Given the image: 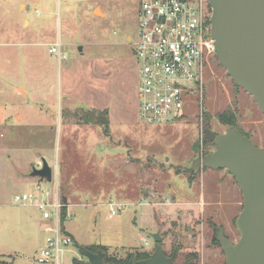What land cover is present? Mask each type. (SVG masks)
<instances>
[{
	"label": "rangeland",
	"instance_id": "374dc122",
	"mask_svg": "<svg viewBox=\"0 0 264 264\" xmlns=\"http://www.w3.org/2000/svg\"><path fill=\"white\" fill-rule=\"evenodd\" d=\"M139 6V0H0V106L8 111L0 117V264H54L35 262L48 236L40 211L14 202L16 194L37 192L32 173L44 159L53 179L42 185L60 186L69 199L67 227L79 242L62 264L88 261L79 247L98 245L111 256H151L154 233L174 264H225L214 242L219 229L239 240L233 201L204 199L208 169L193 164L215 150L201 128L224 133L218 114L228 109L264 149V113L216 56L205 78L209 119L200 121L193 96L186 118L143 122L132 52ZM54 43L66 55L61 63L50 53ZM13 96L22 102L11 114ZM101 115L108 128L91 122ZM112 203L122 208L116 215Z\"/></svg>",
	"mask_w": 264,
	"mask_h": 264
},
{
	"label": "built area",
	"instance_id": "2783aa9c",
	"mask_svg": "<svg viewBox=\"0 0 264 264\" xmlns=\"http://www.w3.org/2000/svg\"><path fill=\"white\" fill-rule=\"evenodd\" d=\"M137 37L133 44L139 61V112L145 123L170 124L187 117V105L197 97L199 119L206 115L205 78L216 57L212 36V8L208 0H139ZM51 54L66 59L61 44ZM205 130L201 128L202 140ZM37 192L16 194L14 202L38 209L48 233L35 262L62 264L63 253L74 243L65 229L61 194L37 183ZM112 215L122 208L109 205ZM69 217V215H67Z\"/></svg>",
	"mask_w": 264,
	"mask_h": 264
},
{
	"label": "water",
	"instance_id": "95a60500",
	"mask_svg": "<svg viewBox=\"0 0 264 264\" xmlns=\"http://www.w3.org/2000/svg\"><path fill=\"white\" fill-rule=\"evenodd\" d=\"M208 1L218 60L234 83L251 95L264 113V0ZM132 52L137 53L134 48ZM205 136L215 150L196 159L193 166L227 169L243 197V208L235 223L239 240H229L223 228L218 232L225 264H264V149L256 146L237 126H229L221 134L206 129ZM32 176L39 178V183L51 181L53 169L44 159L43 166L35 168ZM152 237L158 244L156 250L148 259L134 264H174L165 253L161 235L154 233ZM82 252L88 261L76 264H114L104 262L102 251L95 253L82 247Z\"/></svg>",
	"mask_w": 264,
	"mask_h": 264
},
{
	"label": "crops",
	"instance_id": "0c3cea01",
	"mask_svg": "<svg viewBox=\"0 0 264 264\" xmlns=\"http://www.w3.org/2000/svg\"><path fill=\"white\" fill-rule=\"evenodd\" d=\"M98 7L99 6L97 5V7H96L97 9L95 8V13L98 10ZM128 38H129V35L127 37V40H128ZM56 44L54 43L53 47ZM59 44H61V43H59ZM51 49H50V53H51ZM21 100L22 99L19 96L18 97H15V96L10 97L9 104L11 105V110H10L11 114H13L16 111V109L18 107H20V104L22 102ZM7 114H8V111H7L6 107L4 108V107L0 106V117L4 118V116H6ZM206 174H207V177L205 176ZM201 182L203 185L201 189H202V196L204 199H209L210 201H215V200L224 201L225 199L233 201L234 210L232 211V213L230 215L234 216L233 223H236V219L239 216V214L243 208V203H242L243 197H242V192H241L234 176L231 175V173L227 169H221V170L208 169L207 171H203V174L201 177ZM56 188H58V191L61 194V197L63 198V200L66 199L67 202H65V201L64 202L66 204H68L69 199L64 194H62V191H60L61 190L60 186H57ZM59 188H60V190H59ZM234 205L236 206V208ZM68 207H69V205H67V208ZM70 207H69V210H70ZM237 207H240V208L237 209ZM69 210H68V215L70 214ZM69 217H71V215H69ZM41 222H42V220H41ZM67 225H68V220H66V222H65V229H66L67 233H69L71 235V237L73 238L74 244H77L79 246V242L77 241L76 237L69 231ZM40 228H41V226H40ZM42 229L44 230V232H46L44 224L40 230H42ZM225 230H226V228H225ZM100 246H103V245H100Z\"/></svg>",
	"mask_w": 264,
	"mask_h": 264
},
{
	"label": "trees",
	"instance_id": "16d2710c",
	"mask_svg": "<svg viewBox=\"0 0 264 264\" xmlns=\"http://www.w3.org/2000/svg\"><path fill=\"white\" fill-rule=\"evenodd\" d=\"M208 117V118H207ZM210 115H206V118L209 119ZM93 123H95L96 125H101L104 127H109L110 125V120L108 119L107 116L101 115L98 116L94 119H91ZM218 120L220 121L221 124H223L224 126H238V118L237 115L235 113V111H233L232 109H228L222 113L218 114ZM208 143H210L211 145L213 143H211L210 141H208ZM67 220V210L66 208L63 210V223H65ZM214 242L218 245L221 246L219 239H218V234L217 236L214 238ZM81 249L82 252V247H79ZM89 250H91L92 252L98 253L100 251H102L104 253V262L105 263H114V264H134L137 261H141V260H145L148 259L150 257L149 254H142V253H137V255H135L134 253H130L127 254L124 257H117V256H111L108 254V249L106 246H94L92 248H88ZM83 253V252H82ZM174 261L176 260L175 256H170ZM193 258H197V255H194ZM78 261H76L77 263ZM189 264V263H188Z\"/></svg>",
	"mask_w": 264,
	"mask_h": 264
}]
</instances>
